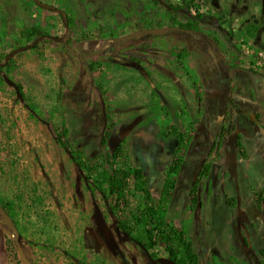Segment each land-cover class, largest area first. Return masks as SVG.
<instances>
[{"label":"rangeland","instance_id":"1","mask_svg":"<svg viewBox=\"0 0 264 264\" xmlns=\"http://www.w3.org/2000/svg\"><path fill=\"white\" fill-rule=\"evenodd\" d=\"M41 1L71 20L66 49L56 41L65 32L60 13L33 0H0V53L24 27L51 37L9 54L0 78V208L10 205L13 226L0 231V264H26L18 244L34 264H152L117 229L100 191L83 188L81 173L53 140V126L65 122L70 140L95 155L105 105L116 121L108 149L125 140L153 198L176 146L162 133L173 124L190 135L167 215L186 229L198 264L209 254L220 263L236 257L260 264L264 210L248 188L228 189L236 171L214 163L219 172L201 180L192 210L188 191L229 135L242 130L249 139L262 131L264 140V0H159L169 10L153 0ZM220 132L221 147L208 157ZM140 201L130 194L132 205ZM153 252L157 264H171L161 246Z\"/></svg>","mask_w":264,"mask_h":264},{"label":"trees","instance_id":"2","mask_svg":"<svg viewBox=\"0 0 264 264\" xmlns=\"http://www.w3.org/2000/svg\"><path fill=\"white\" fill-rule=\"evenodd\" d=\"M155 3L161 1L153 0ZM162 4V3H161ZM169 10L171 7H165ZM70 26L71 20L67 17ZM183 26L182 23H178ZM43 36L47 41H50V36L42 34L33 27H24L18 29L17 37L9 41L10 47L5 46L3 52L0 53V78L5 80L4 74L11 59L6 56L8 50L21 46L20 41L33 42L36 38ZM0 40L1 34H0ZM45 41V40H44ZM57 43L66 49L69 45V39L61 42L56 38ZM36 44L31 46L35 49ZM88 74L93 70V64L89 63L86 66ZM21 93V87L18 85ZM61 100V92L59 97ZM105 123L99 140V151L92 157H88L85 149L77 145L75 140L69 138V128L65 122H60L53 126L54 142L65 149L68 153L69 160L79 170L82 176V186L84 189L92 191H100L103 198L106 199L108 212L115 219L117 229L125 234L129 240L135 243L140 249L143 246L150 256L155 259L156 253L153 249L161 246L166 253L165 257L173 264H198V254L193 248V241L189 238L186 229L178 227L167 215L168 206L172 196V191L175 186L176 177L183 164L186 150L190 143V135L182 132L175 125L171 124L166 127V131L162 133L163 137L173 136L176 139V146L172 159L166 164L163 174V182L160 187L159 196L153 198L148 188L146 177L143 170L131 165L127 158L125 150V140H121L110 151L107 147L111 133L116 126V121L112 119V115L105 105L104 109ZM223 133L217 134L208 151V157L212 152L221 147ZM235 145L240 151V154L245 157L246 152L241 144V135L236 134ZM219 152L217 153V155ZM211 167V158H206L201 163L199 171L188 191V207L192 210L198 204V189L199 184L205 178ZM133 182V190L129 189L130 182ZM138 192L142 201L137 205H132L130 202V194ZM252 195L256 204L260 209L264 210V191L251 189ZM231 204L229 200H226ZM12 209L7 204L6 209L0 208V231H13L11 224ZM124 212V215L120 214ZM16 240V239H15ZM18 243V241L16 240ZM21 251L24 249L20 245ZM142 250V249H141ZM25 263L34 264L29 254L22 252ZM130 264L129 261H126ZM259 262L264 264V249L259 252ZM206 264H249L247 261L231 257L230 263H220L214 254L208 255Z\"/></svg>","mask_w":264,"mask_h":264},{"label":"crops","instance_id":"3","mask_svg":"<svg viewBox=\"0 0 264 264\" xmlns=\"http://www.w3.org/2000/svg\"><path fill=\"white\" fill-rule=\"evenodd\" d=\"M261 132L255 131L254 134L249 139H246L245 137L246 132L242 130H238L234 135H229L226 143L222 145L219 154L214 156L213 163L209 170V172L214 171L216 175L218 174L219 169L215 168L214 163L220 164L222 166L221 170L223 172H225L226 168L229 169L233 168L236 171L235 175L236 177H238V181H233V180H230L229 182L226 181L229 186L228 189L232 191H238L239 188L240 190L248 188L251 201L255 203L257 207L258 205L254 200L251 189L264 191V182L262 183L261 181V178L264 177V140L259 136V134L262 135ZM236 134L241 135V144L246 152L245 157H243L240 154V151L235 145ZM232 156L238 158L237 162L234 163L233 165H230V163L229 165H227L228 160L232 158ZM222 161L223 162L226 161L225 163H223L224 165L222 164ZM244 173L249 177L248 179L249 185L247 180H245V178L243 177ZM242 178L244 179L243 181ZM226 200H229L231 203L232 199L226 197L225 201ZM228 205L232 206V204H228ZM196 222H197V227L198 226L202 227L201 221L198 218Z\"/></svg>","mask_w":264,"mask_h":264},{"label":"water","instance_id":"4","mask_svg":"<svg viewBox=\"0 0 264 264\" xmlns=\"http://www.w3.org/2000/svg\"><path fill=\"white\" fill-rule=\"evenodd\" d=\"M33 1H34V3H36L38 6H40V7H42V8H46V9H50V10H54V11H57L58 13H60V15H61V17H62V20H63V24H64V26H65V32H64L63 36L58 37V39H59L60 41L65 42L66 39H65L64 37H65V36L67 35V33L69 32V24H68L67 16H66V14L64 13V11H63L62 9H60V8L55 7L54 5H51V4L46 3V2H43V1H41V0H33ZM161 3H162L163 6L167 7L166 4H165L164 2L161 1ZM42 37H43V36H40V37L36 38L35 41H33V42L30 43V44L23 45V46H20V47H18V48H16V49L12 50L11 52L8 53V55L6 56V59L8 58L9 54H11V53H13V52H16V51H19V50H23V49H25V48H28V47L34 45V44H35L38 40H40ZM140 247H141L142 251L147 255V257H148V259L150 260V262H151L152 264H157L156 261L150 256V254L148 253V251H147L143 246H140ZM18 249H19V254L21 255V257H22V259H23L24 256H23V254H22L21 247H20L19 244H18ZM26 264H28V262H27Z\"/></svg>","mask_w":264,"mask_h":264},{"label":"bare ground","instance_id":"5","mask_svg":"<svg viewBox=\"0 0 264 264\" xmlns=\"http://www.w3.org/2000/svg\"><path fill=\"white\" fill-rule=\"evenodd\" d=\"M111 140L113 141V139L111 138Z\"/></svg>","mask_w":264,"mask_h":264}]
</instances>
